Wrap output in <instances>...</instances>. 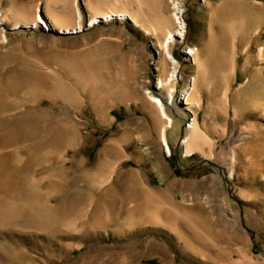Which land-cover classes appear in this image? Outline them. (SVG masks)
<instances>
[{"label": "rangeland", "instance_id": "rangeland-1", "mask_svg": "<svg viewBox=\"0 0 264 264\" xmlns=\"http://www.w3.org/2000/svg\"><path fill=\"white\" fill-rule=\"evenodd\" d=\"M180 2L177 99L198 44L207 158L176 142L192 118L181 107L167 153L146 94L164 38L154 24H178L175 0H0V264H264V0ZM109 6L144 25L91 22ZM37 12L48 26H13ZM54 15L83 27L51 29ZM218 44L235 45L234 61Z\"/></svg>", "mask_w": 264, "mask_h": 264}, {"label": "bare ground", "instance_id": "bare-ground-1", "mask_svg": "<svg viewBox=\"0 0 264 264\" xmlns=\"http://www.w3.org/2000/svg\"><path fill=\"white\" fill-rule=\"evenodd\" d=\"M52 2H59L60 0H51ZM87 0H85L86 2ZM138 3L139 9L146 3V0H135ZM91 2V0H90ZM175 18L176 24L175 26L172 23L168 22L164 18H159L154 24V29L162 31L164 38L159 41L160 52L161 54L156 58L155 62L158 64L156 67L159 69V74L157 77V82L155 85L146 87V94L148 98L154 103L156 106L157 116L161 118L159 123L160 128V136L163 141L164 147L168 154H172L173 145L170 141V132L176 135L177 131L180 129L181 122L176 117V114H173V108L178 107L180 109H184L185 117H189L190 115L194 116L193 120L186 127V132L182 136H178L177 143L181 144L184 147L186 155H194L195 153H201L204 157H209L210 155L206 152L205 146L207 144H214L212 136L207 132L204 127L201 125L198 112L199 108L202 106V98H201V83L199 76L206 75L205 71L203 72L202 68L204 67L206 60L204 53H207V49L201 48L198 44H189L187 48H185L186 55L185 57L193 64H198V76L197 73L193 72L191 81L184 85V89L180 92L181 101L177 99L178 91H179V83H180V72L182 70V62L177 58L175 51L173 50V43L176 41L178 37H183L186 34V20L184 18V8L181 5L180 0H175ZM129 15L131 19H133L138 25L143 24L138 16L133 15L130 10L126 8H118L116 6H109L108 8H95L94 14L91 17V22L93 21L95 24L96 19L102 20H110L113 18H121ZM8 15L5 12L1 11L0 16V28H5V22L7 21ZM51 21H53V25L50 28L57 29L59 31L71 32V31H79L83 27V23L79 21L78 23H73L70 21H63L56 17L55 15L51 17ZM25 23L26 26L31 25V27H37L41 24L43 27L48 26V22L45 19L44 15L40 12L34 17L19 19L14 18L13 26H17L19 24ZM144 25V24H143ZM21 27V26H20ZM149 31V29H147ZM218 50L221 55L226 56V60L229 59L234 61L233 49L235 45L231 44V49L227 46H222L218 44ZM206 48V47H205ZM205 51V52H204ZM264 57V46L261 45L259 49V58ZM192 60V61H191ZM194 65V64H193ZM234 70V67H232ZM150 82V80H149ZM223 101L226 103L229 102L230 96L228 89L223 90ZM168 98L172 101L170 103ZM182 102L184 108H182ZM257 106V103L254 104ZM226 107V105H225ZM263 113H264V107ZM236 115H238V110L235 109ZM193 113V114H192ZM162 122V123H161ZM173 128V129H171ZM172 131H171V130ZM237 149H235L234 157H238L239 153V143L235 145ZM44 204L39 202V210L44 211Z\"/></svg>", "mask_w": 264, "mask_h": 264}, {"label": "built area", "instance_id": "built-area-1", "mask_svg": "<svg viewBox=\"0 0 264 264\" xmlns=\"http://www.w3.org/2000/svg\"><path fill=\"white\" fill-rule=\"evenodd\" d=\"M0 15H1V13H0ZM168 100H170V99H168ZM189 117H192V118H190V120H189V121H191V120H193V117H194V116H189Z\"/></svg>", "mask_w": 264, "mask_h": 264}]
</instances>
